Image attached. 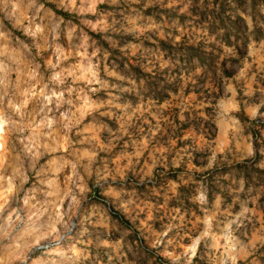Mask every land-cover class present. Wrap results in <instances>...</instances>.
I'll return each mask as SVG.
<instances>
[{
	"label": "rangeland",
	"instance_id": "rangeland-1",
	"mask_svg": "<svg viewBox=\"0 0 264 264\" xmlns=\"http://www.w3.org/2000/svg\"><path fill=\"white\" fill-rule=\"evenodd\" d=\"M263 24L264 0H0V264H242L234 242L174 249L153 197L219 187L198 133Z\"/></svg>",
	"mask_w": 264,
	"mask_h": 264
},
{
	"label": "crops",
	"instance_id": "crops-1",
	"mask_svg": "<svg viewBox=\"0 0 264 264\" xmlns=\"http://www.w3.org/2000/svg\"><path fill=\"white\" fill-rule=\"evenodd\" d=\"M242 26L248 31L255 27L252 20H244ZM261 27L262 37L252 36L250 44L244 45L242 52L238 50L242 58H230L235 68L226 67V86L216 84L211 88L218 86L226 94L225 100H218L217 104L222 112L210 120L206 117V128L198 133V136L215 140L214 161L206 166L201 178L219 172V187L213 189L211 179H203V189L199 193L198 189H188L195 186L193 180L187 184H184L186 180L175 181L173 192L159 194L153 197L157 203L151 202L156 205L153 209L160 218H172L176 235L170 243L174 249L192 252L206 241L213 250L216 241L224 247L234 242L242 264H264L258 259L259 247L264 242V147H258L254 141L257 138L264 143V24ZM243 58L249 60L252 68H246ZM226 154L231 156L229 162H226ZM197 162L194 159L193 164ZM251 168L263 174L257 177L255 184L248 171ZM232 170L238 182L233 198L226 193V172ZM152 214L145 213L144 223L156 233L154 240L158 238L160 246L167 234ZM235 226L241 238L235 236ZM167 240L165 237L164 241Z\"/></svg>",
	"mask_w": 264,
	"mask_h": 264
},
{
	"label": "trees",
	"instance_id": "trees-1",
	"mask_svg": "<svg viewBox=\"0 0 264 264\" xmlns=\"http://www.w3.org/2000/svg\"><path fill=\"white\" fill-rule=\"evenodd\" d=\"M191 55H193V54L191 53ZM196 57H198L199 62H201L203 64L211 65L213 62V59L211 57H209L208 59L205 58L204 56H201V55L200 56L196 55Z\"/></svg>",
	"mask_w": 264,
	"mask_h": 264
}]
</instances>
